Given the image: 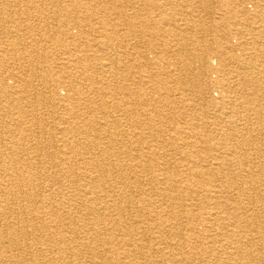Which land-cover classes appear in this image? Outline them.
<instances>
[{
	"label": "rangeland",
	"instance_id": "rangeland-1",
	"mask_svg": "<svg viewBox=\"0 0 264 264\" xmlns=\"http://www.w3.org/2000/svg\"><path fill=\"white\" fill-rule=\"evenodd\" d=\"M79 1L65 14L61 0H0V173L32 184L30 207L46 214L47 231L71 235L76 227L82 238L113 236L97 249L113 264L236 263L239 239L264 238V84L258 88L260 112L246 116L235 108L240 116L234 117L226 82L235 81L238 65L229 54L228 65L212 54L203 71H189L176 63L188 53L148 50L159 42L155 32L161 38L164 29L177 26L189 29L186 45L205 33L211 48L231 49L229 44L238 48L260 35L258 48L264 50V23L244 22L258 9L264 16V0H155V9L146 4L142 15L146 20L148 7L153 18L143 33V53L123 49L121 40L122 17L135 15L144 2ZM76 20L88 34L80 35ZM236 56L244 57L240 50ZM255 57L262 71L264 53ZM37 64L43 72L33 79ZM72 69L79 88L71 94L64 81ZM202 84L207 99L198 92ZM50 92L57 99L50 100ZM223 105L228 119L218 113ZM242 180L254 189L239 191ZM89 203L99 211L86 212ZM230 214L239 216L241 227L224 224ZM46 236L39 244L50 243ZM18 252L22 261L4 263L30 262L31 256ZM94 256L83 264H103ZM34 260L47 261L40 255Z\"/></svg>",
	"mask_w": 264,
	"mask_h": 264
},
{
	"label": "bare ground",
	"instance_id": "bare-ground-1",
	"mask_svg": "<svg viewBox=\"0 0 264 264\" xmlns=\"http://www.w3.org/2000/svg\"><path fill=\"white\" fill-rule=\"evenodd\" d=\"M141 1L144 2L145 6L142 3L143 7H140L137 10L135 15H127V16L124 15L122 17L123 24H124V28L123 29H125V30H124V34H123L124 36H123V38L121 40L122 41L121 42V47L123 49L136 50L138 53H143V48H144L143 43H142L143 42V35H144L143 33H145V29H148V26H146V24H148L151 20H153V18H150V14H151L150 13V10H151L150 8L147 7L149 12H146V15H147V19L146 20L142 19L143 12L146 10V6L148 4H151V7L153 8V10L156 7L155 0H138L139 5H141ZM164 1H172V0H164ZM80 3L81 2L79 0H61V2H60L61 6H62L61 10L65 14H67L68 12L70 13L71 10H76L79 7L78 5ZM237 3L239 4V2H237ZM195 4H197V3H195ZM223 4H226V3L223 2ZM170 5H171V2H170ZM217 5H219V4H217ZM224 6H226V5H224ZM230 7H232V6H230ZM239 7H240V5H239ZM243 7H244V5H243ZM157 8H156V10H157ZM7 10H9V9H7ZM239 10L241 12H244L240 8H239ZM56 13H58V11ZM253 14H254L253 16L248 15L245 18L246 21H244V22L245 23L246 22L250 23L251 27H252L251 24H253V23L257 22V21H261V22L264 23V16H263L262 13L261 14L259 13V9L254 11ZM169 15L171 16V13ZM225 20L226 19L220 20L218 22L219 23H221V22L225 23ZM75 22L77 23V28H79L80 35L88 34V33H86L87 29L85 28V26H83L82 21L80 22V21L76 20ZM64 23H65V20H64ZM192 28H193V26H192ZM187 29L188 28H186V27H180V26H177L175 28H166L162 32L164 34L161 36V38H160V33L155 32L154 34L155 35L157 34L158 37H159V42H157L158 44L151 46L150 49L148 48L149 49L148 50L149 53H153L154 54L156 52V50L161 48L162 46L168 51H174V50L176 51L177 50L178 52H181V53L182 52H186V53H188V55H186L181 61H177L176 63L177 64L182 63V66L185 67V69H187L189 71L192 68L194 69V67H196L198 69L200 68L201 71H203L204 67H206L205 65L208 64L209 61H210L209 60V56L212 55V54H221L222 56L220 57L219 63L222 66H225L226 64L228 65V61H227L228 58L226 57V54H229V59H231V61H233L234 63H236L238 65L237 66V70H236L237 71L236 72L237 76H236L235 81L226 82V86L228 87V91H227V94H228L227 97L228 98L227 99H230L231 102L233 103V106H234V114H233V116L234 117L240 116V114L237 113L235 108L236 109H239V108L242 109L244 111V113L246 114V116H252L255 113H259L262 106L259 103L260 94H259L258 88L264 84V68L261 71L256 66L257 63H258V59L255 57V55L256 54H260V53H264V50H261L262 48L261 49L258 48L260 46V44H261V43H258V40L260 39V35L256 38V40H252L250 42H242L244 44H241V42H240V44L238 45V48H236V47L232 46L231 44H229V46H231V49H228L226 47L220 46V49L216 50V49L211 48L212 47V45L210 44L211 42H209V40L205 38V36L207 37V35L205 33H204V38H198L199 37L198 36L195 39H194V34H193V38L192 39H194V41H195V43H193L194 45H186V38L185 37H187V34H188ZM218 30L220 31L221 28L219 27ZM188 31H189V29H188ZM194 32H196V31H194ZM262 33H264V30L262 31ZM173 35L174 36H179V38H177L178 40L177 39H171V37ZM175 40H177L176 43H175ZM206 46H208L209 48H207ZM36 47H38V46H36ZM36 47H34V48H36ZM237 50H240V54L244 55V57L243 56L242 57H237L238 56V55L236 56V51ZM39 51H40V49H39ZM33 55H35V53ZM89 56H91V55H89ZM140 56H141V59H142L143 58L142 54ZM155 56H157V55H155ZM88 58H90V57H88ZM157 59H158V57H157ZM162 59H164V58H162ZM153 62H154V60H153ZM171 62H173V61L168 62V64H171ZM144 64H146V63L144 62ZM71 66H74V62L71 64ZM207 66H209V65H207ZM263 66H264V64H263ZM78 67L79 66H76L75 69H77ZM86 68H87V66L80 67V69H78V76H79L80 73H84L83 70H85ZM196 68H195L194 71L197 70ZM75 69L74 70L72 69L73 73L68 74L67 80L64 81V82H68L69 86H72L71 90H70L71 94L74 93L72 90H76L77 91V89L79 88L78 82L74 81L75 78H76L75 77V72L77 71ZM254 69H258L260 73H256L254 71ZM114 70H115V67H114ZM44 71H45V75L44 76L48 77V71L46 69ZM34 72H36V74L33 76V79H36L43 72L42 66L40 64H37L35 69H34ZM210 72H212V71H210ZM197 74L200 77L204 73L201 74V72L199 70V72L197 71ZM33 79H31V80L33 81ZM140 79H142V78L140 77ZM50 81H49V83H50ZM142 81L143 80H141V82ZM47 83H48V81H47ZM28 84L30 85L29 81H28ZM200 86L201 87H200L198 92H200L203 95V96H201V98L202 99H207V98H205V96L203 94V92H204V89L202 88V87H204L203 84L200 85ZM115 89H117V88H115ZM120 89H122L123 91H127L128 87L125 86V85H120ZM141 96H142L141 100H143V95L141 94ZM225 96H226V94H225ZM49 97H50V100L51 99H55V98L57 99V96L55 94L51 93V92L49 93ZM71 98H72V96L69 95L67 99H71ZM64 100H66V99H64ZM73 100H75V99H73ZM141 104H143V101H141ZM192 106H190V107H192ZM212 109H213V107H212ZM224 109H226V105L219 106L218 107V113H222L223 114L222 118L228 119L229 118V115L227 114L228 112L226 111V113H225ZM263 110H264V108H263ZM80 115H82V114H80ZM94 117H96V116L94 114H92V115H89L86 118H94ZM137 123H139V122H137ZM0 138L3 139V137H0ZM22 150H24V149H22ZM28 158H29V156H28ZM11 159H12V157H11ZM18 160L20 161L19 158H18ZM226 161H227V159H224V160L222 159L221 164L222 165H227ZM3 169H4V167H3ZM1 175H0V242H1L0 245L2 244L1 246L3 247V249L2 250L0 249V264H5L4 262H7V261H9V262H13L14 261L15 262V260H17V259L19 261L20 260L22 261V257H20V253L18 252L19 250H23V252L27 255V257L31 256V258H29V260H28L30 262L27 263V264H71L70 262H68V259H72V260L79 259V261H77V263H74V264H83V261H85V258H87V257L89 259L90 258H94V257H96L94 255H99L98 257H100L102 259L103 264H113V262L111 263V261H110L111 259H109L105 253H103V252L99 253V251L97 250V249H99V247H103L104 245L110 244L111 240H113V236L106 238V237H103V236L99 235V236L95 237L94 239H90L91 236H89V237L87 236V237H83L82 238L79 234H76V230H74L76 227L75 228H71L70 227L71 230H72V231H70L71 235H66L65 233H62L60 230H51V231L48 230L47 231V226L45 224V215L46 214L44 212H42V214L41 213H37L36 214V209L32 210L31 207H30L33 204L32 201H33V198H34L33 197L34 196V192H33L34 188H33L32 184L28 180H26V179H24L22 177H18L17 175L16 176L18 178H13V179L12 178L11 179L8 178L7 175L6 176H3V175L1 176ZM254 186L255 185L253 183H251V182L247 183V182H245V180L244 181L242 180L241 182L237 183V185H236L237 189L239 191H241V192H244V193L252 191L254 189ZM256 188H258V187H256ZM89 192H91V191L89 190ZM81 205H83V203ZM97 210H98V208L96 207V205H93V204H90V205H88L86 207V212L91 213V214L97 213L99 211V210L98 211ZM139 210H141V209H139ZM160 213H162V212L160 211ZM43 214H45V215L43 216ZM254 215H249V218L250 219L253 218ZM88 216H90V215H88ZM230 218H232V219L229 222H224V224H228L229 226H232V227L234 226L236 228L237 227H241L240 225H241L242 221L239 219V216L230 214ZM216 219H218V218L216 217L214 221H216ZM245 221H246L247 225H249V222L251 220L248 219V220H245ZM251 225H252V223H251ZM113 226H114V224H113ZM252 229H253V227H252ZM93 232L96 233V231H93ZM133 234L135 235L134 231H133ZM233 234H236V231H233V233L231 235H233ZM46 235H48V236H46ZM31 236H32V239L30 241V237ZM45 236H46V239L48 241H50V243L47 244L45 242H40V244H39L38 241L41 240ZM258 241H259V243H258ZM255 242H257V243H255ZM133 245H136V244H133ZM259 249H260V251H259ZM15 250L18 253H16ZM236 250H237V252L235 254V257L237 258L238 261L236 263H234V264H259V262H262V264H264V251H263L264 250V238L262 240L261 239H256L255 240L253 238V235H252V236L248 237V240L246 241V243L242 242V240L239 239L238 240V245L235 247V251ZM35 255L45 256L47 261H36V260H34L35 259Z\"/></svg>",
	"mask_w": 264,
	"mask_h": 264
}]
</instances>
